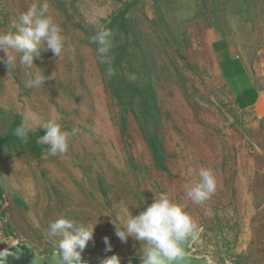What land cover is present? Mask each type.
Returning <instances> with one entry per match:
<instances>
[{"label": "rangeland", "instance_id": "1", "mask_svg": "<svg viewBox=\"0 0 264 264\" xmlns=\"http://www.w3.org/2000/svg\"><path fill=\"white\" fill-rule=\"evenodd\" d=\"M32 2L0 0V30L15 31L12 20ZM48 2L65 50L56 57L40 47L33 71L49 79L39 88L26 87L29 72L19 64L10 71L0 64V135L17 115L30 114L37 117L33 133L56 118L76 133L62 155H50L48 145L40 156L0 148V252L17 242L39 255L58 250L61 237L48 235V226L65 216L95 225L82 263L117 255L122 264H140L141 242L121 241L116 227L165 193L201 230L195 255L215 264H264V0ZM131 4L128 31H113L111 50L117 41L126 49L118 75L139 89L134 99L126 83L121 97L113 93L89 39ZM210 30L239 50L261 92L253 108L233 102ZM201 167L213 170L217 190L198 204L188 190Z\"/></svg>", "mask_w": 264, "mask_h": 264}, {"label": "clouds", "instance_id": "2", "mask_svg": "<svg viewBox=\"0 0 264 264\" xmlns=\"http://www.w3.org/2000/svg\"><path fill=\"white\" fill-rule=\"evenodd\" d=\"M49 13L48 0L43 3L33 0L24 12L12 20L11 28L15 31L0 30V52L6 57V60L0 57V64L6 63L9 71L15 69L17 64L28 70V88H39L49 79L42 71H33L40 47L46 45L56 57H61L65 50L62 29ZM89 39L90 43L97 46L99 63L106 66V75L109 78L114 76L115 70L109 55L113 46L112 31L101 27ZM135 78L133 75L132 79ZM36 119L35 114L25 116L15 128L14 136L27 143L33 132L31 122ZM40 128L44 129L45 134L37 142L48 145V153L52 156L65 154L69 149L70 137L76 133L75 129L72 132L65 130L59 118L42 123ZM199 178V182L188 190V195L198 204L210 199L217 190V179L212 169L201 167ZM48 228V235L61 237L58 239V251L54 254V264H82V253L93 238L95 225L77 226L72 219L61 216L52 221ZM197 231V224L184 207L173 203L165 193L159 194L139 215L128 214L123 229L116 227V235L121 241H127L131 236L141 242L142 264H183L185 245L195 237ZM105 244L106 251H111L107 238ZM6 254L0 253V256ZM40 262L41 257L38 256L34 264ZM0 264H3L2 260ZM101 264H121V261L117 255H112L102 260Z\"/></svg>", "mask_w": 264, "mask_h": 264}, {"label": "crops", "instance_id": "3", "mask_svg": "<svg viewBox=\"0 0 264 264\" xmlns=\"http://www.w3.org/2000/svg\"><path fill=\"white\" fill-rule=\"evenodd\" d=\"M209 35L215 62L236 107L241 110L253 108L257 105L261 92L235 43L229 37L217 36L214 30H210Z\"/></svg>", "mask_w": 264, "mask_h": 264}, {"label": "trees", "instance_id": "4", "mask_svg": "<svg viewBox=\"0 0 264 264\" xmlns=\"http://www.w3.org/2000/svg\"><path fill=\"white\" fill-rule=\"evenodd\" d=\"M132 7L131 5H128L124 11H121L119 14L116 16L112 17L106 28L110 29L113 33V31H118V32H127L128 31V13ZM115 47L114 49L110 50L109 55L112 58V67L115 70V75L112 77H108L106 75V66L104 65L102 68V73L103 76L106 77L108 86L112 89L113 93L117 97L120 96V90L122 88V83H126L125 85L128 87L129 93L131 95V98L134 99L135 97V90L139 92V89L137 88H132L130 85L127 83V80L125 78L119 77L118 75V69L120 68V65L122 63V58L120 53L124 50L125 48H122V45L118 44V41L114 43ZM123 49V50H122ZM118 53V54H117ZM115 54L114 56H112ZM120 79V80H119ZM127 107L124 105L120 110H122V113H125ZM23 117L20 115H17L15 117V120L13 121V124L11 125L10 129L5 135H0V148H12V147H24V148H30L36 156H40L42 154L43 149L47 147L45 144H40L38 143V139L40 136H43L45 134V131L41 132H35V133H30L29 139L27 143H24L23 141L19 140L17 137L14 136V130L17 126L21 124L23 121ZM3 196H4V190L0 186V200L3 201Z\"/></svg>", "mask_w": 264, "mask_h": 264}, {"label": "water", "instance_id": "5", "mask_svg": "<svg viewBox=\"0 0 264 264\" xmlns=\"http://www.w3.org/2000/svg\"><path fill=\"white\" fill-rule=\"evenodd\" d=\"M200 234L201 230H198L195 237L186 243L184 251L185 260L183 261V264H215L208 256H197L194 254L193 245L199 239ZM56 251L58 250L52 246H49L47 249V254L39 255L30 244L17 242L0 252L7 253L4 256H0V260L3 261V264H34L36 258L40 256V264H54V254Z\"/></svg>", "mask_w": 264, "mask_h": 264}]
</instances>
